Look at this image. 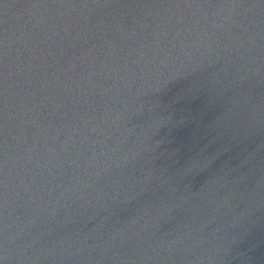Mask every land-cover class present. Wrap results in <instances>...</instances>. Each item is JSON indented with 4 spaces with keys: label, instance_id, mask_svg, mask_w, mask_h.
I'll return each mask as SVG.
<instances>
[{
    "label": "water",
    "instance_id": "1",
    "mask_svg": "<svg viewBox=\"0 0 264 264\" xmlns=\"http://www.w3.org/2000/svg\"><path fill=\"white\" fill-rule=\"evenodd\" d=\"M0 264H264V0H56L0 147Z\"/></svg>",
    "mask_w": 264,
    "mask_h": 264
}]
</instances>
